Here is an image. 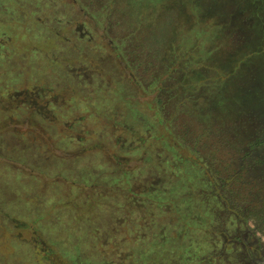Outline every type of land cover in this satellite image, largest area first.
Masks as SVG:
<instances>
[{
	"label": "rangeland",
	"instance_id": "1",
	"mask_svg": "<svg viewBox=\"0 0 264 264\" xmlns=\"http://www.w3.org/2000/svg\"><path fill=\"white\" fill-rule=\"evenodd\" d=\"M259 141L264 0H0V264H264Z\"/></svg>",
	"mask_w": 264,
	"mask_h": 264
},
{
	"label": "trees",
	"instance_id": "2",
	"mask_svg": "<svg viewBox=\"0 0 264 264\" xmlns=\"http://www.w3.org/2000/svg\"><path fill=\"white\" fill-rule=\"evenodd\" d=\"M58 12V11H57ZM63 17V16H62ZM53 19H55L56 20V18H58L57 17V15L56 16H53L52 17ZM63 18H65L66 19V16H64ZM58 20H61V19H58ZM39 29H37V30H29L27 33H32V34H34V35H36V34H38L39 33V31H38ZM199 76H201V75H199ZM133 108H135V107H133ZM132 113L134 114V115H141L140 113H138V111L137 110H135V109H133L132 110ZM199 117H202V115H200ZM144 120V119H143ZM153 121V119H149L148 118V122H150V123H152V121ZM47 121V120H46ZM47 123H49L48 121H47ZM261 142H263V141H259V142H257V143H255L254 145H253V149H258V148H262V147H264V145L263 144H261ZM254 150V151H255ZM252 152V154L249 152V153H247L246 154V157L245 158H248V156L250 157V156H252L253 155V151H251ZM260 166H263V169H264V159H262L261 161H260ZM260 168H262V167H260ZM263 171V170H262ZM226 182H225V180L224 181H221V184L222 185H224ZM222 185H217L215 188V190H218V191H220V188H222ZM173 189V188H172ZM161 191V190H160ZM158 192V196H156L157 197V201H158V203L160 204L158 207H160V208H162V207H165L166 209H168V214L167 215H169V217L171 218V221L166 225V227H165V225H160V226H162L163 227V229H165V228H168L169 230L168 231H170V230H173L172 228H176V225H175V216L176 217H179L180 219H182V220H187V221H190V217L192 216V215H189L190 214V211L192 210L191 209V207H190V209L188 208V207H180V206H176V209L178 210V213L179 214H177V213H175L174 212V210H173V207L172 206H168V204L169 203H167V201L169 200L170 201V203L173 201L174 203H176V201H174L177 197H174V196H172V190L169 192V193H167V192ZM162 193L164 194L163 196H159V195H162ZM149 196H152L151 198H153V195H156L157 193H155V191L153 190V191H150L149 193ZM221 198H223V197H221ZM176 205V204H175ZM184 210V211H183ZM184 213H188L187 215H185V216H183V212ZM193 211V210H192ZM183 217L185 218V219H183ZM152 222V220H150V219H148V221H145V223L143 224L144 226H145V228L147 229L149 226H150V229H151V226H153V223H151ZM132 224H133V222H132ZM165 232L166 231H164V232H161V234L163 235V234H165ZM172 236V231H171V233H170V236H169V240H170V237ZM174 236V235H173ZM201 245L202 244H199V246H198V249H200V247H201ZM209 245V244H208ZM158 249H163V248H161V247H157ZM203 248V250H204V247H202ZM174 252V251H173ZM200 251L198 250V253H199ZM204 252V251H203ZM198 253L196 254V255H194V258H195V261L196 262H198V264H205V262H203V261H198V257H199V255H198Z\"/></svg>",
	"mask_w": 264,
	"mask_h": 264
}]
</instances>
